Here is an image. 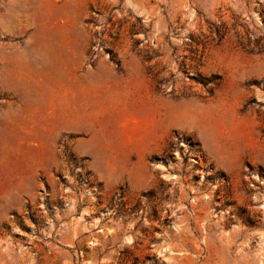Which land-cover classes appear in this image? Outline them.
Segmentation results:
<instances>
[{"label": "rangeland", "instance_id": "374dc122", "mask_svg": "<svg viewBox=\"0 0 264 264\" xmlns=\"http://www.w3.org/2000/svg\"><path fill=\"white\" fill-rule=\"evenodd\" d=\"M0 264H264V0H0Z\"/></svg>", "mask_w": 264, "mask_h": 264}]
</instances>
